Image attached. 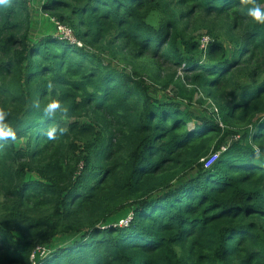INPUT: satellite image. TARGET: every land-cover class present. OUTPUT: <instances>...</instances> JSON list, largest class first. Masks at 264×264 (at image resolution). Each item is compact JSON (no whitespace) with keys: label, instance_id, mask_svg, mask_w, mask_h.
Listing matches in <instances>:
<instances>
[{"label":"trees","instance_id":"trees-1","mask_svg":"<svg viewBox=\"0 0 264 264\" xmlns=\"http://www.w3.org/2000/svg\"><path fill=\"white\" fill-rule=\"evenodd\" d=\"M32 6L0 4V264H264V24L247 14L264 0L42 1L75 42L33 38Z\"/></svg>","mask_w":264,"mask_h":264},{"label":"rangeland","instance_id":"rangeland-1","mask_svg":"<svg viewBox=\"0 0 264 264\" xmlns=\"http://www.w3.org/2000/svg\"><path fill=\"white\" fill-rule=\"evenodd\" d=\"M42 1H44V0H32L33 6L31 9V14H32V16H31V28H32V37L35 39L41 37L47 31L59 32L58 30L60 28V27L57 28V25L54 24V21L51 20V18L46 13L42 12V10H41ZM61 28H62V31H65L66 35L72 34V36H73V33H72L70 28H67L65 26L64 27L62 26ZM69 35H68V37H70ZM73 37H70V38L74 42L75 39ZM182 74L183 73H181V75ZM154 88H156L158 90L157 87H154ZM152 91H154L155 93L158 94V96L163 98L165 96L172 95L174 90H173V87H171L165 91H156L155 89ZM192 101H193V103L190 104L191 109L197 111L200 114L205 115L215 108V107L212 108V103L208 99L203 100L202 102H204V103L200 104V102H201V95L200 94L196 95ZM229 142H231V139L229 140ZM129 216L133 218V214H129L127 216V218H129ZM127 218H125V219H127ZM125 219H122V221H124ZM122 221L120 222V224H122ZM66 242H67V239L58 238L57 240L53 241L52 244H50L46 248L58 247V246L66 243ZM44 249H45L44 246L39 249L42 254L47 253V251H45Z\"/></svg>","mask_w":264,"mask_h":264},{"label":"clouds","instance_id":"clouds-1","mask_svg":"<svg viewBox=\"0 0 264 264\" xmlns=\"http://www.w3.org/2000/svg\"><path fill=\"white\" fill-rule=\"evenodd\" d=\"M6 0H0V4H4ZM247 14L251 16L256 22L264 24V9L260 8L259 6H254L248 9ZM59 107L58 104L52 103L49 104L48 107L45 109L46 113L52 114L55 109ZM55 130L53 129L52 131L49 132V138H53ZM0 136H13L14 133L8 129L4 131H0Z\"/></svg>","mask_w":264,"mask_h":264},{"label":"built area","instance_id":"built-area-1","mask_svg":"<svg viewBox=\"0 0 264 264\" xmlns=\"http://www.w3.org/2000/svg\"><path fill=\"white\" fill-rule=\"evenodd\" d=\"M61 27H62V26H60V28H61ZM63 27H64V26H63ZM61 29H62V28H61ZM64 30H65V29H64ZM64 32H65V31H64ZM65 35H66V34H65ZM68 35H69V34H68ZM68 35H66V36L68 37ZM69 36H70V37H73L72 34H70ZM70 37H68V38H70ZM73 38L75 39V37H73ZM70 39H71V38H70ZM201 40H202V41H201V42H202V47H205L206 44H207L208 41H209V36H207V35H206V36H203ZM75 41H76V40H75ZM75 41H74V42H75ZM225 149H226V146H223V147H222V150H225ZM219 153H220V152H219ZM218 155H219L218 153H217L216 155H214L213 158H211V159L209 160V162L207 163V165L210 166V165L216 160V158L218 157ZM131 219H132V217L129 216V218H127V219H125L124 221H122V224H127V223L129 222V220H131Z\"/></svg>","mask_w":264,"mask_h":264}]
</instances>
